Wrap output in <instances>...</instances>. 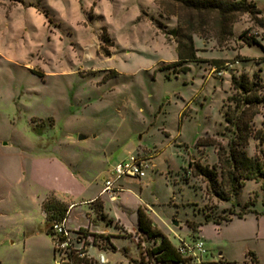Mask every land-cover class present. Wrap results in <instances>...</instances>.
<instances>
[{
  "label": "rangeland",
  "instance_id": "374dc122",
  "mask_svg": "<svg viewBox=\"0 0 264 264\" xmlns=\"http://www.w3.org/2000/svg\"><path fill=\"white\" fill-rule=\"evenodd\" d=\"M253 1L260 21L243 14L221 40L216 15L171 0H0V264H56L47 200L67 208L70 231L89 224L110 235L112 246L99 240L109 264H166L149 254L159 239L137 229V210L149 206L174 246L200 238L187 219L230 216L203 224V264H255L249 253L264 264L261 180H244L238 205L217 201L203 178L183 171L189 160L219 170L231 76L257 72L264 82V51L240 36L246 29L264 47V0ZM176 27L192 35L198 60L168 67L177 46L167 32ZM256 110L248 124L264 130V103ZM246 151L264 155V139L249 137ZM131 153L148 160L145 176L120 178L124 191L112 201L100 194L103 177ZM91 196L101 198L104 219L83 202ZM245 208L254 212L236 218Z\"/></svg>",
  "mask_w": 264,
  "mask_h": 264
},
{
  "label": "trees",
  "instance_id": "16d2710c",
  "mask_svg": "<svg viewBox=\"0 0 264 264\" xmlns=\"http://www.w3.org/2000/svg\"><path fill=\"white\" fill-rule=\"evenodd\" d=\"M177 3L181 8L197 14L199 17L204 14L216 15L215 23L219 33L222 35L221 40L225 39L232 33L234 23L239 16L246 14L254 21H260L259 14L261 10L256 6L253 0H171ZM260 25H264L263 22ZM186 26H190L187 24ZM180 27V26H179ZM191 27V26H190ZM247 30H243L240 34L245 44H257L264 51V47L260 44L255 36H247ZM167 33L176 38L177 46V60L168 64L167 66L177 65L190 60H198L195 55V48L193 46L192 35L190 33L184 34L182 29L173 28ZM225 35V36H224ZM181 37V40L178 38ZM183 38V40H182ZM264 62V55L261 57ZM187 66H182L178 71H185ZM174 70V68H173ZM177 72V70H174ZM109 73L113 74V71ZM230 88L232 93L226 97L224 104L225 110L223 116L225 121L231 125L229 129L231 135L227 141V147H219L216 151L217 164L216 166H209L202 164L197 160H189L187 168L183 171L192 176H200L206 182L207 189L217 201H229L231 204H238L234 202V198L238 194L239 187L244 180H261V187H264V155H248L246 146L248 138L253 136L259 140L264 139V130L255 129L248 124L250 120L258 113L256 110L260 103H264V82L259 73L253 72L251 75L240 73L237 76H231ZM250 111V112H248ZM248 115V117H246ZM221 150V151H220ZM260 152V151H259ZM185 181L187 178H184ZM209 195V194H208ZM90 208L95 213V218H105L102 212V206L97 202V198L89 202ZM46 220L49 224V229L53 221H59L66 216L67 208L56 200H47L42 207ZM254 212L248 208L240 210L239 212H232L236 218H242L245 214ZM203 222L193 220H186V225L189 230L193 232L198 231V228L207 223L212 222L220 225L222 222H228L232 218L226 214L213 217L207 212H203ZM48 229V233L51 232ZM137 229L144 233L147 238H158V244L149 250V254L153 260L163 262L166 264L183 263L187 264L178 253L175 251L171 243L164 235L156 231L151 222L145 217V214L137 210ZM97 237L105 239L110 246L109 234H98ZM193 238L198 236L192 235ZM104 245V244H103ZM105 245L102 246L104 249ZM250 259L255 264H258V259L254 253H249ZM144 264V263H143Z\"/></svg>",
  "mask_w": 264,
  "mask_h": 264
},
{
  "label": "built area",
  "instance_id": "2783aa9c",
  "mask_svg": "<svg viewBox=\"0 0 264 264\" xmlns=\"http://www.w3.org/2000/svg\"><path fill=\"white\" fill-rule=\"evenodd\" d=\"M216 73L221 75L223 70L220 69ZM147 168L148 160L136 153L116 161L110 168L113 178L103 177L100 194H106L113 201L121 190V186L117 184L120 178L140 179L145 176ZM86 216L88 218L89 214ZM49 231L56 264H109L102 251L103 245L99 241L101 239L97 237L98 234H105L93 231L89 228V224L77 225L70 231L64 218L53 221ZM174 249L187 264H203V257L207 252L204 241L199 237L192 238L191 241L178 237V243Z\"/></svg>",
  "mask_w": 264,
  "mask_h": 264
},
{
  "label": "crops",
  "instance_id": "0c3cea01",
  "mask_svg": "<svg viewBox=\"0 0 264 264\" xmlns=\"http://www.w3.org/2000/svg\"><path fill=\"white\" fill-rule=\"evenodd\" d=\"M132 154V153H131ZM125 158V157H124ZM124 158H122V159H124ZM117 184L118 185H120L121 186V190L118 192V194H117V197H119V195H120V193L122 192V191H124V187H123V185L122 184H119L118 182H117ZM101 191V190H100ZM99 193V192H98ZM102 195V194H101ZM95 198H97V202L99 203V201H101V198L98 196V197H95V196H91V197H89V198H87V199H85V200H83V202L85 201V202H89V201H91V200H93V199H95ZM72 204V203H71ZM100 205V204H99ZM101 206V205H100ZM148 207V206H147ZM140 208V207H139ZM140 210L145 214V217H147V219H149V221L151 222V226L156 230V231H158L159 233H161L162 235H164L165 237H166V239L169 241V239H168V237L165 235V233L162 231V230H160L156 225H153L152 224V219L150 218V216H149V214L150 213H153V208L152 207H148L147 208V210H146V212L142 209V208H140ZM102 212H103V205H102ZM104 213V212H103ZM137 224V223H136ZM203 226L204 225H201L199 228H198V234H199V236H200V238L204 241V243H205V246H206V242H208V238H207V236L204 234V231H203ZM156 239V238H155ZM144 241H146V240H144ZM170 242V241H169ZM171 243V242H170ZM158 244V240H156L155 241V244H154V246L155 245H157ZM171 245H172V243H171ZM173 247H174V245H172ZM206 248H207V246H206ZM209 249L207 248V251H208ZM221 255V256H220ZM219 256L222 258V253L221 252H219ZM257 257V256H256ZM155 261V260H154ZM156 262V261H155Z\"/></svg>",
  "mask_w": 264,
  "mask_h": 264
},
{
  "label": "water",
  "instance_id": "95a60500",
  "mask_svg": "<svg viewBox=\"0 0 264 264\" xmlns=\"http://www.w3.org/2000/svg\"><path fill=\"white\" fill-rule=\"evenodd\" d=\"M172 224H173V225H177V221L172 220Z\"/></svg>",
  "mask_w": 264,
  "mask_h": 264
}]
</instances>
